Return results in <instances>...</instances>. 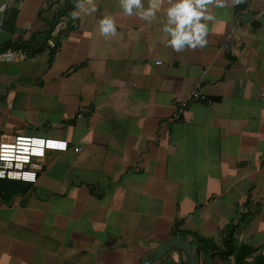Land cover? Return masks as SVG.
<instances>
[{"label": "crops", "instance_id": "obj_1", "mask_svg": "<svg viewBox=\"0 0 264 264\" xmlns=\"http://www.w3.org/2000/svg\"><path fill=\"white\" fill-rule=\"evenodd\" d=\"M3 3L0 52L20 51L0 56V142L69 148L0 191V264H142L181 235L197 264H264V0H212L207 44L181 51L163 31L172 0L151 20L121 0ZM185 262L171 248L153 264Z\"/></svg>", "mask_w": 264, "mask_h": 264}, {"label": "built area", "instance_id": "obj_2", "mask_svg": "<svg viewBox=\"0 0 264 264\" xmlns=\"http://www.w3.org/2000/svg\"><path fill=\"white\" fill-rule=\"evenodd\" d=\"M7 7V3L0 4V10L2 12H6ZM71 23L72 21L66 13L59 14L49 37L46 39L44 47H59L62 35L70 27ZM231 44V40L228 39L224 48L229 50ZM18 50L8 48L0 52V56L11 59L16 55ZM199 85L191 93L192 98H200L198 91ZM68 148L69 143L67 140L38 135H18L12 141H2L0 142V178L35 182L37 180L38 170L28 168L33 163L34 158L43 159L49 151H66ZM79 149V147H75V150ZM36 163L38 166L43 165L39 161Z\"/></svg>", "mask_w": 264, "mask_h": 264}, {"label": "clouds", "instance_id": "obj_3", "mask_svg": "<svg viewBox=\"0 0 264 264\" xmlns=\"http://www.w3.org/2000/svg\"><path fill=\"white\" fill-rule=\"evenodd\" d=\"M212 0H172L167 8V23L163 31L170 35L168 44L176 51L186 47H204L207 44V33L209 26L205 21L214 20L215 16L207 9ZM216 3L223 6V0H216ZM121 6L125 12L131 14L138 9V14L146 20L155 17L160 7L159 0H149L147 7H144L142 0H121ZM93 9L95 5L93 4ZM100 31L105 35L115 34L117 31L114 18L105 16L100 20Z\"/></svg>", "mask_w": 264, "mask_h": 264}, {"label": "water", "instance_id": "obj_4", "mask_svg": "<svg viewBox=\"0 0 264 264\" xmlns=\"http://www.w3.org/2000/svg\"><path fill=\"white\" fill-rule=\"evenodd\" d=\"M176 248L182 250L186 255L185 264H197V256L194 247L188 237L183 235L170 239L165 245L152 250L150 256L142 260V264H153L159 260L169 249Z\"/></svg>", "mask_w": 264, "mask_h": 264}, {"label": "trees", "instance_id": "obj_5", "mask_svg": "<svg viewBox=\"0 0 264 264\" xmlns=\"http://www.w3.org/2000/svg\"><path fill=\"white\" fill-rule=\"evenodd\" d=\"M73 9V5L70 4L65 10L71 11ZM0 191L5 192H17L18 190H24L26 187V181L18 180V179H7V178H0ZM10 182V183H9ZM13 184H17L15 187H13Z\"/></svg>", "mask_w": 264, "mask_h": 264}, {"label": "rangeland", "instance_id": "obj_6", "mask_svg": "<svg viewBox=\"0 0 264 264\" xmlns=\"http://www.w3.org/2000/svg\"><path fill=\"white\" fill-rule=\"evenodd\" d=\"M8 139H9V141H10V140L12 141L14 138H8Z\"/></svg>", "mask_w": 264, "mask_h": 264}]
</instances>
